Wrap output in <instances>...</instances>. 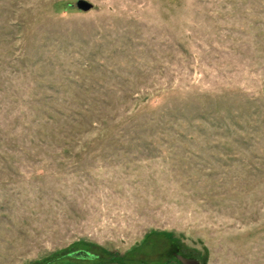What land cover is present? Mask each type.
<instances>
[{
	"label": "rangeland",
	"instance_id": "obj_1",
	"mask_svg": "<svg viewBox=\"0 0 264 264\" xmlns=\"http://www.w3.org/2000/svg\"><path fill=\"white\" fill-rule=\"evenodd\" d=\"M75 1L0 0V264H264V0Z\"/></svg>",
	"mask_w": 264,
	"mask_h": 264
},
{
	"label": "water",
	"instance_id": "obj_2",
	"mask_svg": "<svg viewBox=\"0 0 264 264\" xmlns=\"http://www.w3.org/2000/svg\"><path fill=\"white\" fill-rule=\"evenodd\" d=\"M75 7L81 11H87L92 7V3L87 0H76L74 3ZM182 264H198V261L193 258H187L182 255L176 256Z\"/></svg>",
	"mask_w": 264,
	"mask_h": 264
},
{
	"label": "trees",
	"instance_id": "obj_3",
	"mask_svg": "<svg viewBox=\"0 0 264 264\" xmlns=\"http://www.w3.org/2000/svg\"><path fill=\"white\" fill-rule=\"evenodd\" d=\"M76 253H77V252H76ZM76 253H75V254H76ZM85 253L88 254L90 257H95V255H93L92 253H89V252H87V251H86ZM72 254H74V253H72Z\"/></svg>",
	"mask_w": 264,
	"mask_h": 264
}]
</instances>
